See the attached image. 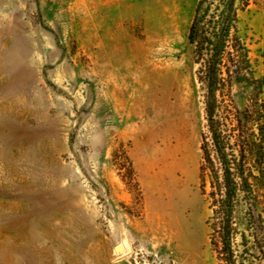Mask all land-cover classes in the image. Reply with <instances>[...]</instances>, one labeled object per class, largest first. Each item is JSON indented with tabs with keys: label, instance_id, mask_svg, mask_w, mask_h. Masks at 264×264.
I'll return each mask as SVG.
<instances>
[{
	"label": "rangeland",
	"instance_id": "rangeland-1",
	"mask_svg": "<svg viewBox=\"0 0 264 264\" xmlns=\"http://www.w3.org/2000/svg\"><path fill=\"white\" fill-rule=\"evenodd\" d=\"M197 2L0 0V264H220L200 190ZM239 20L261 80L264 0ZM252 94L234 84V106Z\"/></svg>",
	"mask_w": 264,
	"mask_h": 264
},
{
	"label": "trees",
	"instance_id": "trees-1",
	"mask_svg": "<svg viewBox=\"0 0 264 264\" xmlns=\"http://www.w3.org/2000/svg\"><path fill=\"white\" fill-rule=\"evenodd\" d=\"M248 5L249 0H198L187 34L206 123L200 146V190L211 211V244L220 264H242L248 258L250 264H264V257L253 254V250L264 253L257 210L261 203L256 200L264 160V101L260 98L264 77H254L240 29L239 13ZM237 83L253 88L241 110L232 100ZM240 205L244 206L242 218L236 216Z\"/></svg>",
	"mask_w": 264,
	"mask_h": 264
},
{
	"label": "water",
	"instance_id": "water-1",
	"mask_svg": "<svg viewBox=\"0 0 264 264\" xmlns=\"http://www.w3.org/2000/svg\"><path fill=\"white\" fill-rule=\"evenodd\" d=\"M115 257H121L127 253V247L122 241L120 234L118 235L117 243L113 247Z\"/></svg>",
	"mask_w": 264,
	"mask_h": 264
}]
</instances>
